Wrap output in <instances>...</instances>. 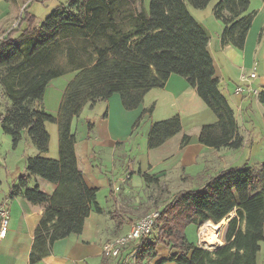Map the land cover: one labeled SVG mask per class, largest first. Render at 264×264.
Here are the masks:
<instances>
[{
  "label": "trees",
  "instance_id": "1",
  "mask_svg": "<svg viewBox=\"0 0 264 264\" xmlns=\"http://www.w3.org/2000/svg\"><path fill=\"white\" fill-rule=\"evenodd\" d=\"M211 1L149 0L146 9L143 0H139L136 11H127V24L124 17L119 22L125 0H66L65 5L58 4L39 24L26 5L16 27L2 37L0 86L10 105L0 114V127L11 136L14 146L25 131L36 149L46 153L50 137L46 124L57 126V158L28 156L27 173L9 187L10 197L21 195L28 202L43 206L34 231L30 264L48 256L55 241L79 235L89 213L100 211L96 201L98 189L87 184L75 155L72 122L86 105L92 108L118 94L125 109H136L149 90L162 88L168 77L176 74L195 88L216 117L215 123L201 127L198 141L215 150L242 147L243 136L233 110L219 90L208 50L209 37L188 9V5L203 9ZM248 8L249 0L215 3L212 13L223 25L222 47L243 48L254 14ZM71 32L93 36V60L83 62L69 56L64 65L55 61L53 49L58 38ZM26 37L30 38L29 46L19 47L17 41ZM96 38L102 39L101 46L96 45ZM69 70L79 71L65 87L58 113L53 116L44 109L45 90L52 80ZM152 110V105L144 109L135 125ZM85 123L86 136L91 138L95 124L89 117ZM181 129L178 115L153 122L147 133V147H159ZM189 140L190 136L184 134L181 144ZM31 176L50 182L55 188L50 194L37 185L29 188ZM258 177L259 189L253 193ZM144 178L148 180V175ZM156 211L149 238L140 245L133 241L122 246L115 257L117 264H125L130 253L140 264L155 254L159 242L169 247L170 254L156 264L167 260L175 264H255L260 243L264 244V163L258 170L248 166L224 168L198 188L178 190ZM230 213L224 244L217 250L210 252L186 239L188 225L197 228L207 220L218 223ZM109 258L103 254L100 264H106Z\"/></svg>",
  "mask_w": 264,
  "mask_h": 264
},
{
  "label": "crops",
  "instance_id": "2",
  "mask_svg": "<svg viewBox=\"0 0 264 264\" xmlns=\"http://www.w3.org/2000/svg\"><path fill=\"white\" fill-rule=\"evenodd\" d=\"M27 1L30 0H0V42L5 33L14 28L16 24L14 19L19 16L22 6ZM217 1L212 0L211 2L215 5ZM211 2L203 9L193 8L190 13L209 37L208 50L215 76L219 80V90L233 110L239 133L243 136L242 147L215 150L198 141L201 127L215 123L216 117L198 96L195 88L190 86L185 78L176 74H171L162 88L149 90L136 109H125L118 94L97 102L96 104L104 107L103 114L105 115L93 120L95 125L91 138L86 136L85 118L89 116L83 114L84 107L80 115L72 122L76 136L75 155L77 166L87 184L98 189L96 201L100 211L92 210L84 220L79 235H70L55 241L50 254L35 264H100L104 254L103 245L129 230L131 224L138 219L135 214L133 216L131 212L129 214V210H133L131 206L139 202L133 199V195H137V192L131 186L130 191H124L125 187L118 185L121 176L119 173H113L118 169L117 165L116 168L114 165L117 161H124L127 153L132 151L137 134L143 135L147 147V133L155 121L178 115L182 129L180 133L168 138L159 147L154 149L147 147L146 159L139 161L136 169L142 178L151 173L184 172L187 179L198 180L193 181L194 187L198 188L209 176L224 168L248 166L258 170L264 163V0H249L248 11L254 14L241 50L229 45L223 47L220 45L223 25L213 13L210 14L209 8L213 7ZM148 3L149 0H143L144 8L147 9ZM253 67L256 70V78L251 80V86L258 91L257 95L245 92L235 93V87L243 84L240 76L248 74ZM67 79L70 81V78ZM52 82L45 90L43 105L48 113L56 116L65 86ZM151 105L153 106L152 112L136 126V130H133V125L141 112ZM145 123H147L146 128ZM51 131L50 136L54 133L55 137L54 152H57V126L54 131L53 129ZM183 134L190 136L189 142L185 145L181 144ZM40 155L54 158L48 153ZM108 157L111 160L117 158V161L112 160V172L104 170L106 173H103L104 159ZM134 161L137 162V157L131 160L128 168L126 164L124 165L129 178H134V173H132L134 172ZM34 179L35 185L47 194L55 188L54 184L40 177ZM259 179L260 177L252 189L253 193L259 189ZM144 180L150 181L145 178ZM190 187H181L179 190L195 189L193 186ZM119 191L121 194L124 193L123 199L118 195ZM102 192L103 202L98 198V193ZM131 192L134 194L132 195ZM9 194L8 189L7 194L0 201V205L4 206L7 211L5 234L0 237V264H30L29 254L34 231L42 216L43 206L32 204L21 195L10 197ZM125 199L131 202L124 204ZM186 230L187 227L185 236L188 240ZM188 241L197 244V240ZM129 251L128 249L126 252L129 253ZM117 260L118 258L110 256L106 264H117ZM145 262L152 264L151 258L142 260L140 264H145ZM125 264H136L134 253L126 256ZM255 264H264L263 243H260Z\"/></svg>",
  "mask_w": 264,
  "mask_h": 264
},
{
  "label": "rangeland",
  "instance_id": "3",
  "mask_svg": "<svg viewBox=\"0 0 264 264\" xmlns=\"http://www.w3.org/2000/svg\"><path fill=\"white\" fill-rule=\"evenodd\" d=\"M135 1L136 2L134 3L131 0H125V2H123V4L120 7L122 12H121V15L119 16V22H120V18L124 17V19L122 20H125L124 22L125 24L128 23L127 19H125V15L127 14V11H129V9L132 11L134 10L136 11V9H138V6L140 4L139 0H135ZM58 4L65 5L66 0H33L31 2L27 1L24 3L21 9H23L27 5L28 6L27 10L31 13H34V15L37 17L36 24H39L46 16H48V14ZM213 4L211 2V5ZM213 7L211 6V8H209L211 15H212ZM188 9L190 11L193 8H191L188 5ZM18 18L19 17L14 19L15 20L14 22L17 23ZM204 20L206 21V18H204ZM17 35L18 33H16L14 36L16 37ZM94 42L95 41L93 40V36L91 34H83L79 32H71L69 36L67 37H64V38L60 37L57 40V45L53 49L55 61L64 65L65 61L67 62V59L69 56L70 58H74V57L78 58L79 61H83V62H86L89 59L93 60L94 56H92L91 53H92V49H93L92 47L94 45ZM102 43L103 41L101 38H96V45L101 46ZM29 44H30V38L28 37L22 38L17 41V45L19 47H27L29 46ZM78 71L79 70H69L67 73L63 74L61 77H58L52 80L53 81L52 83L58 84L61 86L64 85L66 87L67 84L78 73ZM67 78H70V81H67L68 80ZM9 105H10V101L5 97L3 89L0 86V114H3ZM103 112H104V107L101 104H96L92 108L86 105L83 111V114L88 115L92 120H94L98 116L102 117ZM135 123L133 125V130H136L137 128L136 126H138V125H135ZM144 126L146 128L147 123H145ZM46 128L50 135V132H52L51 129H53L54 131V128H56V124L47 123ZM135 135L136 133L134 134V136ZM51 145H52V148H51ZM54 145H55V137H54V133H52V135L49 137V148L46 153L52 154V156H54L55 158V156L57 155V152H54ZM147 151L148 150L146 147L145 139L143 138V135L139 133L135 136L132 151L127 153L125 160L123 159L124 161H117V158L112 159V160L116 159L117 162L115 161L116 163L114 166L116 168V165H117V168L119 169V170L118 169L114 170L115 172L113 173H116V174L119 173V175L121 176V181L118 182V185L121 187H125L124 191L126 190L128 191L131 186L134 189V191L137 192V195L135 194V196L133 195L134 193L132 194L131 192V194L133 195V199L139 202L138 204H135L136 206L135 205L131 206L134 211L129 210V214L131 212L132 213L131 215L133 216V214H135L137 218L145 214L156 211L165 202L169 201L171 196L175 192H177L179 188L190 187V186L194 187L193 181L195 182L198 181L196 179H193V181L191 179L189 180L186 178L187 177L186 173L184 172L179 173L178 171L177 172L171 171L170 173H164V174L163 173H151L148 175V179L150 181H145L144 178L139 176V173L137 172L136 169L138 166V162L141 161L142 159L144 160L146 159ZM43 153L44 152H40L36 149V147L32 144V142L28 138L25 131H22L21 138L18 144L14 146L11 136L5 133L0 127V201L7 194L9 187L14 182L17 181L18 177L20 175L27 173L26 171L27 157L35 156L37 154H43ZM135 157H137V162L134 161V167H133L134 172H132L134 173V178L132 177L129 178L127 174L128 171L125 170L124 165L126 164V167L128 168V164L131 162V160H134ZM112 160L109 157L104 159V166H102L103 173H106V171L109 172L110 170L112 172L113 170ZM145 168L146 166L144 167V170ZM34 178H35L34 176H31L29 178L28 180L29 188H32L33 186H35L36 181ZM154 178H156L157 181L153 182L152 179ZM114 180L115 178L113 179V181ZM118 195L121 196V199H123L125 196L124 193L121 194V191H119ZM98 198L101 202H103V199H104L103 192L98 193ZM125 201L126 202H124V204L131 202V200H126V199ZM124 208H125V205H124ZM124 212L126 213V210ZM231 215L232 214L230 213L228 217H225L223 220L220 221L219 227L221 228V231L218 234L219 238L222 237L224 239L225 228H226L228 221L231 218ZM209 229L211 230V228ZM196 230L197 229L193 224H190L187 226L186 234H187L188 240H193V241L197 240ZM209 235L211 237L209 241H212L214 239V236L211 235L210 231H209ZM154 252L155 254L151 256L152 264H156V262L161 261V259L167 258L168 255L170 254L169 247L161 242L156 244ZM163 264H175V263L167 260L163 262Z\"/></svg>",
  "mask_w": 264,
  "mask_h": 264
},
{
  "label": "built area",
  "instance_id": "4",
  "mask_svg": "<svg viewBox=\"0 0 264 264\" xmlns=\"http://www.w3.org/2000/svg\"><path fill=\"white\" fill-rule=\"evenodd\" d=\"M255 78L256 70L253 67L248 74L240 76L243 84L235 87V93L241 94L245 92L247 94L257 95L258 91L251 86V80ZM157 215L158 212L154 211L136 219L125 234L114 237L103 245V253L111 257H117L122 246L133 241H136L138 245H140V243L143 240H147L152 233L154 219ZM0 218V237H2L5 234L7 223V211L2 205H0ZM219 223L220 222L214 223L211 220H207L197 227V245L199 247L213 252L224 244V239L218 237L221 231ZM209 228H211V230ZM209 231L211 235L214 236L212 241H209L211 238Z\"/></svg>",
  "mask_w": 264,
  "mask_h": 264
}]
</instances>
